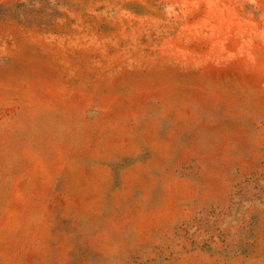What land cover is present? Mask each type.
<instances>
[{
	"label": "rangeland",
	"instance_id": "374dc122",
	"mask_svg": "<svg viewBox=\"0 0 264 264\" xmlns=\"http://www.w3.org/2000/svg\"><path fill=\"white\" fill-rule=\"evenodd\" d=\"M0 264H264V0H0Z\"/></svg>",
	"mask_w": 264,
	"mask_h": 264
}]
</instances>
